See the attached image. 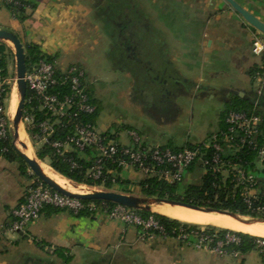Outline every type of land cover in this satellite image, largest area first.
<instances>
[{
  "label": "crops",
  "instance_id": "0c3cea01",
  "mask_svg": "<svg viewBox=\"0 0 264 264\" xmlns=\"http://www.w3.org/2000/svg\"><path fill=\"white\" fill-rule=\"evenodd\" d=\"M26 1L36 4V9L28 19L18 22L0 0V29L13 32L22 44L37 45L43 54L54 58L55 66L59 69L71 64L84 68L87 47H90L87 38L92 32L82 9L69 0ZM132 1V9L138 11L145 4L144 0ZM235 1L264 21V0ZM149 4L157 5L160 14L172 16L165 23L172 27L170 30H174L178 42L175 44L178 49L173 54L170 50L172 43H166L171 65L173 62L184 65L180 58L194 61L185 67L172 65V70L194 84L196 89L203 90L202 96L220 103L215 114L217 127L210 133L219 129L221 113L235 97L252 102L254 110L264 115V69L259 76L249 73L253 67L264 68V51L255 55L251 48L255 36L264 44L261 32L247 24L224 0H149ZM153 14L149 12L147 16H150L146 19L143 17V20L157 25V21L151 17ZM176 96H180L179 92ZM169 106L173 116L184 108L176 99L171 100ZM99 116L96 127L101 132H115L111 126L114 123L123 127L124 134L127 128L143 134L138 125L123 121H111L99 129ZM22 125L24 130L21 128L16 147L22 151L18 144L20 141L32 150L27 137L29 133ZM120 133L116 132L117 138L126 143L122 141ZM202 140H188L174 146L181 147ZM166 142L153 140L151 144L165 145ZM197 170L194 167L185 176L190 178ZM25 177L28 176L21 174L18 160L0 155V264H117L122 260L130 264H262L255 251L240 258L218 256L182 245L176 239L185 249H168L164 244L169 237L159 238V235L153 234L142 237L137 227L112 219L106 213L74 214L46 206L38 221L29 225L25 232H12L9 230L12 210L23 201L26 189L32 182L26 183L23 180ZM116 177L122 182L113 184L111 190L142 195L138 185L143 178L141 174L124 168L117 172ZM258 177L264 184V175L259 174ZM252 253L258 255L261 261Z\"/></svg>",
  "mask_w": 264,
  "mask_h": 264
},
{
  "label": "built area",
  "instance_id": "2783aa9c",
  "mask_svg": "<svg viewBox=\"0 0 264 264\" xmlns=\"http://www.w3.org/2000/svg\"><path fill=\"white\" fill-rule=\"evenodd\" d=\"M251 48L255 55L264 51V44L258 36L253 38ZM1 70L0 68V154L7 152L12 129V118L7 106V86L11 84L12 78L3 77ZM259 75L260 73L256 74ZM25 81L31 92V97L26 99L25 104L35 101L38 111L46 116L37 122L24 108L22 122L26 123L34 145L40 148L50 147L54 155L67 162L71 169H81L79 160L82 159L87 164L85 173L93 181L104 182L108 177L114 181L118 169L128 168L141 174L143 178L155 176L169 184L182 183L185 174L193 166L201 168L202 175L210 170L229 179L234 188L241 189V198L249 207L258 201L264 190V184H261L258 177L259 174L264 175L262 114L228 111L224 116L225 128L213 132L202 145H183L173 149L166 145L151 144L146 136L134 129H125L127 142L123 143L111 136L116 135L114 132H101L96 124L88 120L95 113L96 107L91 103L86 88V72L80 65L71 64L59 69L54 62L41 58L26 69ZM243 148L257 151L253 165L234 156ZM231 155L234 157H229ZM28 174H32L30 169ZM77 186L91 190L103 189L102 184L83 183ZM84 201L54 191L37 178L27 187L23 201L12 210L9 230L25 232L29 225L38 221L46 206L74 214L87 208H95L94 200H88L89 203ZM105 202L102 201L101 204L103 213L112 219L139 227L142 237L148 236L147 231L150 229L157 230L166 237L163 228L152 217L144 219L136 209L119 204L109 206ZM256 208L260 209V205ZM176 240L195 250L208 251L218 256H241L237 250L230 248L240 240L235 233L219 234L218 230H206L204 225L179 234ZM253 243L254 251L264 264V237L254 236Z\"/></svg>",
  "mask_w": 264,
  "mask_h": 264
},
{
  "label": "rangeland",
  "instance_id": "374dc122",
  "mask_svg": "<svg viewBox=\"0 0 264 264\" xmlns=\"http://www.w3.org/2000/svg\"><path fill=\"white\" fill-rule=\"evenodd\" d=\"M69 1L86 14L87 25L90 26L92 32L90 40L87 38V44L90 47H87V62L84 69L93 97L100 104L99 129L111 121L131 122L138 125L142 130V135L146 136L150 142L153 140L159 143L167 141L166 143L181 145L188 140H202L217 127L215 114L220 103L216 99L202 96L203 90L196 89L194 84L186 81L183 76L176 75L175 70H172V65L185 67L192 65L194 61L191 58H180L184 61L182 62L184 65L175 62L171 65V60L167 55L169 47L166 43H172V49H170L172 54L178 49L175 45L178 42L174 30H170L172 28L170 25H165L172 17L171 15L160 14L159 7L149 4V0L143 1L145 4L139 11L136 8L132 9L131 5L134 4L132 0ZM149 12H154L151 17H154L157 25L143 20V17L146 19L150 16H147ZM120 14L131 20L130 32L125 31L124 33L123 30L121 34V31L114 26V23L122 24V18L118 16ZM4 43L13 52V54H8V72L12 78L9 101H11V108L15 114L19 93L16 87L14 48L11 43ZM126 44L135 50L134 54H132L133 51L126 50L124 47ZM177 92L180 96H176ZM173 99L184 107L183 111L176 116L171 115L169 108L170 101ZM14 114L10 118H13ZM21 123L24 124L26 130V123L24 121ZM116 125L118 124H111L113 128ZM120 131L122 141L127 142L124 130ZM13 133L11 129V136ZM27 137L33 154L37 158L36 151L40 147L34 145L28 134ZM38 161L47 167L50 163L48 158L38 159ZM197 171L190 178L185 176L180 187L184 188L189 183H198L202 169L198 168ZM36 179L25 177L23 180L29 183L30 180ZM73 184L74 192L83 193L91 190ZM155 207L151 206V211L158 213ZM241 217L247 220L253 219L252 217ZM159 238L162 237L159 236ZM165 241L164 245L168 249H182L181 251L185 249L174 238ZM252 254L258 259V255ZM122 261L117 264H130Z\"/></svg>",
  "mask_w": 264,
  "mask_h": 264
},
{
  "label": "trees",
  "instance_id": "16d2710c",
  "mask_svg": "<svg viewBox=\"0 0 264 264\" xmlns=\"http://www.w3.org/2000/svg\"><path fill=\"white\" fill-rule=\"evenodd\" d=\"M130 1V0H129ZM128 1V4L131 5V2ZM3 5L9 10L12 16L18 21L23 22L31 16V12L36 9V4L26 0H2ZM132 6V5H131ZM122 18V24H115L114 26L118 28L119 25L131 27V20L120 14ZM24 47L25 53V65L26 69H29L33 64H35L39 59L46 58L50 62H54V58L51 56H47L43 54L37 45L33 43H25L22 44ZM125 47V45H124ZM8 54H13L12 49L0 41V68L1 75L5 78L9 77L8 72ZM264 68L253 67L249 71L251 75H255L256 73H261ZM87 91L90 95L91 103L95 105L96 111L93 115L88 117V120L93 124H96L98 116L100 114V104L96 98L93 97L90 85L87 83ZM8 99L11 94V85L7 86ZM31 97V92L27 86V95L26 99ZM230 110H238V111H247V112H256L254 110V106L252 102L241 100L237 97L233 98L231 102L227 105L226 109L221 113L220 116V124L219 130H223L225 128L224 125V116ZM25 112L31 113L34 116V119L38 122L42 119H45V115L43 112L38 111L37 104L35 101H30L25 104ZM123 127L116 125L114 127L115 134L119 132ZM125 128V127H124ZM131 129V128H127ZM27 133H30L26 129ZM109 134V132H106ZM213 133H210L206 136L204 140L201 142L191 144L187 143L186 145L192 147L197 145H202V143L209 138ZM112 137H116V135H111ZM264 136V133H263ZM59 137V136H56ZM13 136L10 137V141L7 143V152L0 154L10 160H18L20 163V172L22 175H27L28 177H34L33 174H28V167L26 162L22 156H20L16 146L12 143ZM173 149L178 147L174 146L170 142L165 144ZM228 153L225 155L227 157ZM37 159L44 160L48 158L50 163L49 165L51 169L55 171V173L60 174L64 178L71 180L77 184H88V185H100L102 184L105 189H111L113 184L121 183L122 180L119 177H116L114 181L108 177L106 181L102 182V180L93 181L88 178L85 171L87 168V164L81 159L79 163L82 165L81 169H71L69 164L63 161L61 158L54 155L53 150L48 146H43L42 148L36 151ZM234 156H238L242 162H248L253 165L256 157L257 151L243 148L242 150L236 152ZM229 156V157H234ZM194 167L191 166L189 170H192ZM52 170V171H53ZM53 171V172H54ZM120 171V169H118ZM181 183L169 184L164 180L158 179L155 176L142 178L138 185L140 187V192L143 196L147 197H158L160 199L172 200L192 206L202 207V208H211L215 210H222L231 213H236L240 216L252 217V218H260L264 219V190H262L258 201L254 202L251 207L245 204L241 198V189L234 188L229 179H224L222 175L213 173L208 170L205 174H203L198 183H192L185 186V188L180 187ZM90 201L85 200L84 203H89ZM107 205L112 206L114 203L105 202ZM95 208L94 209H85L79 214L87 213V214H95V213H103V209L101 208L102 201H94ZM260 205V209L257 210L256 207ZM138 214L141 215L144 219H148L152 217L164 230L166 237L174 238L183 233L190 232L192 230H196L200 227L198 224H192L187 222H182L177 219L162 215L160 213L152 212L151 210H137ZM206 230H218L219 234H224L226 232L235 233L239 237V242L231 245V249L237 250L241 256L248 254L255 250L254 246V236L242 232H234L228 230L226 228H219L212 225H204ZM139 233H141V229L137 227ZM148 235H159L162 237L163 234L158 232L157 230L150 229L147 231Z\"/></svg>",
  "mask_w": 264,
  "mask_h": 264
},
{
  "label": "water",
  "instance_id": "95a60500",
  "mask_svg": "<svg viewBox=\"0 0 264 264\" xmlns=\"http://www.w3.org/2000/svg\"><path fill=\"white\" fill-rule=\"evenodd\" d=\"M237 14H239L247 24L252 26L254 29L258 30L264 35V21L260 20L243 7H241L235 0H224ZM0 41L10 42L14 48V56L16 62V87L19 93V100L17 103V108L15 114L11 120V125L13 129V138L12 143L16 146V141L19 137L18 128L19 124L22 122L23 119V111L25 108V101L27 95V84L25 81V72H26V65H25V53L24 47L13 32L8 30L0 29ZM23 148L27 149V146L22 143ZM17 148V147H16ZM20 156H22L26 162V165L30 169L33 175L36 176L41 182H43L46 186L50 187L54 191H57L65 196L81 199V200H94V201H106L111 202L114 204H119L125 207H129L136 210H151V205L155 203H166L171 205H179L184 206L187 208L200 210L204 212H215L229 215L239 221H243L245 223L248 222L247 219L242 218L240 215L236 213H231L222 210H215L211 208H202L197 206H192L172 200L167 199H160L158 197H147L143 195H133V194H126L120 193L113 190H86L83 193L80 192H71L64 188H62L59 184H57L54 180H52L49 176L45 174L43 169L40 166L38 159L28 157L25 153L20 151L17 148ZM77 186V184H76ZM245 219V220H244ZM252 220L257 222H264V219L260 218H253Z\"/></svg>",
  "mask_w": 264,
  "mask_h": 264
},
{
  "label": "bare ground",
  "instance_id": "6f19581e",
  "mask_svg": "<svg viewBox=\"0 0 264 264\" xmlns=\"http://www.w3.org/2000/svg\"><path fill=\"white\" fill-rule=\"evenodd\" d=\"M10 103L11 101H9L8 103V114L9 116H12L14 114V111L11 108ZM21 125L22 124L20 123L18 128V134L20 136H21V128L23 129V126ZM23 143L25 144V142ZM18 144L19 146H21L23 153H25L28 157L35 158V155L33 154V152H31L33 150H30L28 147L27 149L23 148L22 143H20V141H18ZM40 166L45 172V174L49 176L52 180H54L57 184H59L62 188L74 192L73 190L74 184L72 182L53 172L49 167H47V165L40 164ZM151 206H156L155 211H157L158 213L177 219L182 222L199 224V225H212L220 228L233 230L236 232H242L254 236L264 237V222L259 223L254 220H248V222L250 223H245L226 214L215 213V212H204L200 210L187 208L184 206L171 205L166 203H155L152 204Z\"/></svg>",
  "mask_w": 264,
  "mask_h": 264
},
{
  "label": "flooded vegetation",
  "instance_id": "af4514ba",
  "mask_svg": "<svg viewBox=\"0 0 264 264\" xmlns=\"http://www.w3.org/2000/svg\"><path fill=\"white\" fill-rule=\"evenodd\" d=\"M130 29H131V28H130V27H127V26H122V25H119V26H118V30L121 31V34L123 33V30H124V33H125V31H129V32H130ZM125 48H126V50L129 51V52L133 51L132 54H134V51H135V50H132V47H131V46H129L128 44H126V45H125Z\"/></svg>",
  "mask_w": 264,
  "mask_h": 264
}]
</instances>
